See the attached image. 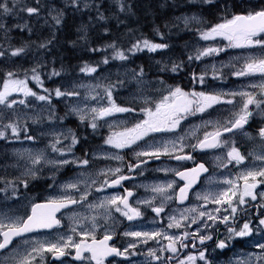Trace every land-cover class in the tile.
<instances>
[{
	"label": "snow or ice",
	"instance_id": "snow-or-ice-1",
	"mask_svg": "<svg viewBox=\"0 0 264 264\" xmlns=\"http://www.w3.org/2000/svg\"><path fill=\"white\" fill-rule=\"evenodd\" d=\"M204 3L211 4L213 0H203ZM114 3L118 6L120 12H124L126 5L124 0H114ZM41 0H34V4L30 5L27 0H0V21L4 16L17 15L20 13H26L29 17L35 16L38 19L42 11ZM65 7H72L75 11H81L90 9L93 4L90 0H65ZM97 18L101 21L106 17L103 13L99 12V6L97 5ZM227 12V8H225ZM65 12L63 9H57L51 7L48 9L47 16L44 17V23L49 24V18L52 21L50 27L54 30L62 25ZM180 19V18H177ZM190 20H195L198 23H203L199 18L183 17L184 24L187 26ZM16 28L21 30L26 29L29 33L32 32V28L27 21L18 23ZM9 29L7 26L0 22V32L4 33V39H8ZM80 31L84 33L80 39H87V26L82 25ZM108 31L107 28L104 29ZM158 35H162L157 30ZM199 36L204 41H215L216 38H222L227 43L224 47L220 46H208L202 49L198 48L193 54L188 56V60L201 61L205 57L217 56L221 52H224L227 48L234 49H254L259 48V55L249 52L246 55H241L232 58V60L225 64L220 63L219 66L212 64L206 66L199 74L192 73V79L194 83H199L201 86L208 87L207 78L211 75L213 80H225L227 79L226 69L231 70V75L234 77H252L256 74L261 76V83L249 85L252 89H259V91H249L247 88H241L239 90H217V91H185L179 85L175 87H168L167 94L163 95L159 100L153 101L150 96H142V102L145 106L139 109L143 114L144 119L136 122L132 127H123L121 131H112L108 137L104 140L106 145H110L115 149L131 148L137 145L138 142L144 141L146 137H149L151 133H174L175 130L180 127L181 121L189 115L196 113H205L208 109H212L214 106L221 104L235 105L240 103L238 111L233 112L231 118L221 122L205 121L204 127L211 126L212 131H205L203 138L197 136V132L200 126L188 131L185 135L178 136L175 139L164 140L159 143H153L148 146L149 150H141L134 153L137 163L129 164L128 169L131 172L133 169L139 168L141 165L147 163L150 159L159 160L162 156H167L169 159L178 162L182 161H194V156L191 152H185V148H191L196 150H214L228 148L227 156H217L216 160L219 161L218 167L227 168L229 164L235 163L236 165H242L248 156L254 157V160L259 162V167H252L246 171H241L236 179H225L222 183L226 185L223 190L220 191H206L203 193H197L196 199L203 200L204 205L213 204L216 205L214 209L204 210V205L193 206L184 209L179 217L176 215L168 216V229H184L179 235L169 234L164 229L153 231H125L124 237L133 238L132 242H129L127 247L122 250L113 246L109 242L113 240V235L109 230L105 231L102 239H97L96 230L98 228H104L106 225H101L98 221L97 215H92L84 218H80L74 214V225L70 228L71 234H58L51 238H40L36 235H32L30 238L26 234L37 233L41 229H54L60 226L61 220L57 218L56 214L61 209L67 208L69 205H78L82 201L87 200L88 192L85 191L81 194L80 199L77 200L69 195H65L59 198H49L45 203L33 204L31 208V214L26 218L20 216H10L6 213H0V253L8 252L9 256L5 258V261L0 264H7L10 260L11 264H54L55 261L61 260L62 257H66L70 254V250H74V259L77 261L87 262V264H106L108 257H128L129 255H135V249L140 244H147L148 241L155 240L160 244L158 249L149 248L146 253V261L144 264H152L153 261L157 264H162L163 260L171 261L177 254L188 247L186 241L191 238V246L195 248L197 241L200 246H204L206 241H210L214 238V234L218 231L213 226L218 224H224L226 226V234L223 239H219L216 242L217 249H226L234 238L249 237L253 234V227L251 220H245L242 226H235L237 214L244 210L243 206H246L249 201L246 198H250L251 201H256L258 196L264 200V192H257L258 186L264 185V149L260 154L249 153L248 156L242 154V152L235 146L234 141L224 139V134H233L238 130H243L249 120L255 115V112L250 106H254L259 113L264 116V5L256 10H249L246 13L232 14L230 17L225 16L221 22L211 25L205 29L199 30ZM54 38V33H53ZM52 43V40H46L38 44V48H47ZM75 43V42H73ZM29 45L25 44L21 47L11 48L10 52L4 50L3 45H0V57L10 55L11 57H18L24 54ZM169 46L165 43H155L148 39L137 40L127 50H123L117 46L115 41L110 44L104 45L103 48H93V52H101L106 49H112L111 57L105 55L99 62L108 64L111 60H128L126 53L135 54L136 52L144 51L156 52L161 49H166ZM240 60H243V64L240 67H236V64ZM181 63L174 62L170 69L166 66L161 68V71H171L173 73L178 72L181 67ZM41 65L37 64L30 70H25V79L17 78V73L14 71H8L5 73L2 87H0V105L7 109H13L15 105L27 106V98L34 97L38 101H44L51 104L50 94H38L28 86L27 72L31 71V79L36 82L38 86L43 88V81L40 78L38 69ZM210 68V71H209ZM80 71L86 74H92L97 71L96 66H91L85 63ZM132 71V79L136 80L138 84H143L144 69L141 67L139 71ZM61 73L55 69L52 70L51 76H59ZM161 84L164 82L159 81ZM123 82H120L122 86ZM116 85L108 84H96V85H73L71 90H62L57 87L54 90L43 88L44 93H54L57 98H79L80 92L78 89L86 88L88 91L83 96V100L77 99L76 105L70 108V112L66 113L74 114L78 117L81 123L87 122L89 127L96 130L101 125L98 123L104 121L107 123V118L114 117L117 113H133L136 111L133 107H124L116 103L113 98V89ZM97 89H103L104 96H100ZM13 93L22 94V99H10ZM93 93H95L93 95ZM239 97V101H237ZM107 100V105H103L101 102ZM88 101H94V106H89ZM135 102V101H134ZM80 103H83V107H80ZM151 105H154L151 106ZM48 120L52 121L56 119L55 110L52 109L49 112ZM65 117H59L62 121ZM4 119V116L0 114V121ZM33 123H39L40 118L36 117L32 119ZM116 121L113 124H109L111 129L116 125ZM123 123V122H119ZM11 130V134L14 138L19 139L21 132L24 133V138L28 141H33L36 138L28 134L27 125L22 126L19 122V118L15 121H10L7 124H0V139H8L7 130ZM52 139L47 147L51 148L53 153L59 155V159H49L46 155V150H37L35 152L31 150L27 151V159L29 167L25 169L24 175L35 178L36 169L41 165H49L57 170L68 164H78L81 167L89 165L90 161L87 158H75L72 160L64 159L66 154L72 153L73 147L79 143V139L73 129H67L62 132L52 131L47 133ZM249 135L250 134H247ZM257 135L264 141V127H260ZM191 136L197 139L195 144H188L185 141ZM251 138V137H250ZM69 144H64V141L69 140ZM231 144V147H229ZM21 158L24 157V153H17ZM87 157V153L85 154ZM141 157L145 159H140ZM106 159L123 160V157L118 153L116 154H104ZM182 167V165H179ZM178 168H163L165 172H174L175 176L182 180L183 186L179 187L178 193L174 192V195H169V190H174L176 185L175 180L167 181L166 183L155 184L145 186L150 188L153 195L150 198H144L136 201V207H133L129 203V198L134 194L129 189H124V194H115L112 196L104 197L99 204H89V209H104L106 215L103 217L105 222L112 217V209L119 212L128 221H136L142 217L144 213L140 210L139 205H145L151 207L152 211L160 216L165 212V206L173 199L183 202L189 198V190L192 189L200 178L202 173L208 172V169L203 163L196 164L195 167L179 170ZM120 168H108L101 170L100 175L105 176V180L97 188V191H101L104 188L115 187L121 185L122 181L128 180L131 177L120 174ZM80 175H83L81 173ZM108 177H115L109 179ZM19 183H22L27 187L28 181L26 179H19ZM238 181H242L238 183ZM211 182V178H210ZM0 183L6 185L5 188H0V192H6L8 188L12 189L13 196L17 194L16 182L6 180L0 177ZM79 181L76 183L69 182L62 186L64 190H79ZM95 183V181H93ZM161 198L159 206H153V202ZM259 207L264 208V203ZM222 212H228L227 215H223ZM88 221L90 227L85 223ZM190 221V223H186ZM211 222V223H209ZM233 226L228 227L229 223ZM192 225H197L195 231H188ZM136 226V225H132ZM212 228V232H208V229ZM203 229V232H202ZM258 232L264 233V217L259 219V225L255 229ZM74 236H79L77 241ZM20 240L21 243L17 244L16 241ZM167 241V243H162ZM255 246L260 249L258 254H248V259L245 261L237 260L236 264H253V257L256 264H264V243L256 242ZM164 252L171 253L172 255L163 257L161 254ZM48 256L52 257V261L47 259ZM204 261V264H210L206 258V252L201 250L197 254H189L183 259H178L177 264H197V261ZM61 264L63 262L61 261Z\"/></svg>",
	"mask_w": 264,
	"mask_h": 264
},
{
	"label": "trees",
	"instance_id": "trees-1",
	"mask_svg": "<svg viewBox=\"0 0 264 264\" xmlns=\"http://www.w3.org/2000/svg\"><path fill=\"white\" fill-rule=\"evenodd\" d=\"M27 3L33 5L34 0H27ZM90 3L93 4L90 9L75 11L72 7H65V0H41L43 7L39 19L35 16L29 17L26 13H20L19 16L15 14L4 16L0 22H3L9 29L8 39H4V33L0 32V45H3L4 50L10 52L11 48L21 47L25 44H28L29 47L24 54L18 57L10 55L0 57V86L6 72L14 71L17 73V78L25 79V70H30L37 64L41 65L38 71L43 81V88L49 90L78 81L84 76L80 68L85 63L96 66V72H103L102 81H105L107 71L123 69L117 73H125L135 69L139 70L141 67L148 79L152 77V74H157L159 77H163L162 81L169 80L171 78L169 73L173 72L163 71L165 73H162L161 68L165 66L171 68L174 62H182L185 68L179 70L178 74L189 69L188 67L193 62L188 60V50L191 48H187V45L196 41L199 30L221 22L225 16L230 17L232 14L256 10L264 5V0H213L211 4L204 3L203 0H124L126 5L124 12L119 11L114 0H90ZM97 5L99 12L106 17L103 21L97 18ZM51 7L63 9L65 12L62 25L55 30L50 27L52 24L50 18L49 24L44 23V17L47 16L48 9ZM225 8H227V12ZM195 14H198L203 21V23H198L197 27L194 26L193 21H191L193 24L186 26L177 19L180 18L182 22L183 17H191ZM24 21L30 24L31 33L26 29L21 30L15 27L16 24ZM82 25L87 26L86 40L80 39L84 35L80 31ZM105 28L108 29L107 32L104 31ZM157 30L162 35H158ZM145 38L155 43H165L169 47L156 52H149L145 49L135 54L126 53L129 57L128 60L110 59L108 64L99 62L105 55L111 57L112 49L101 52L91 51L93 48H103L104 45L113 41L119 48L127 50L137 40ZM49 39L52 40V43L47 48H38L39 43ZM189 52L191 51L189 50ZM159 67L160 69H158ZM53 69L61 74L51 76ZM30 76L32 73L28 71V84L30 87H34ZM43 88L38 87L37 90L42 94L51 95V104L48 106L51 110H55L56 119L54 120L65 125L69 122L71 125H68L72 126L77 137H83L82 145L88 143V140H84L85 137L79 129L82 125L74 124L75 118L71 114L65 116L69 110L66 109L62 99L55 97L54 93H44ZM114 95L117 100H120L121 106L130 104V101L124 100V97L116 90ZM59 117L65 118L61 121ZM2 142L0 140V147H2ZM82 150L84 154L87 149L84 147ZM3 155L2 159H4ZM66 170L67 167L55 170V179L66 174ZM0 177L8 179L11 176L5 172L4 174L0 173ZM17 178L16 175L12 176V180L18 186ZM45 179V175H40L34 180H27L28 184L23 193L31 191L35 195L39 191L47 189L50 184H46ZM0 185H4V183H0ZM247 200L249 203L243 206L244 210L237 214L236 220H243L245 216L252 214L258 218L264 215V208L259 207L264 203L262 200L251 201L250 198ZM238 245L240 247L248 246L242 242L241 238L232 241L233 247H238Z\"/></svg>",
	"mask_w": 264,
	"mask_h": 264
},
{
	"label": "flooded vegetation",
	"instance_id": "flooded-vegetation-1",
	"mask_svg": "<svg viewBox=\"0 0 264 264\" xmlns=\"http://www.w3.org/2000/svg\"><path fill=\"white\" fill-rule=\"evenodd\" d=\"M251 52L255 53L256 55H259L260 49L259 48H254V49H234V48H227V54L229 57H236L234 54H242L244 52ZM226 52H223L226 54ZM185 66H182L180 71L183 70ZM189 69L184 70V72H180V74H175L172 73L173 77L172 79L170 78L169 80H165L163 84H165L166 81L173 82L178 78L186 79L189 80L191 83V86L189 89H192L193 86L198 85L201 86L199 83L193 84V79H192V73H197L199 74L203 69L201 68L200 64H195L191 65L188 67ZM170 69V68H168ZM135 71H139L136 69ZM168 72V71H166ZM161 73V72H160ZM171 74V73H169ZM116 75V76H113ZM113 77L110 79L111 84L116 85V87L113 89V98L115 99L116 103L121 105L120 100H117L114 92L115 90L124 97L126 94L130 91H133L135 88L133 87L134 83L137 82L136 80L132 79V71H127L125 73H113ZM118 75V76H117ZM147 75L144 74L143 80L148 81L150 84H153L156 89L150 93V97H153V101L159 100L163 95L167 94V88L171 86H167L166 88H161V77L159 78V75L157 74H152V77L149 79L146 77ZM231 78V77H230ZM256 81H261V78L255 79ZM254 80V81H255ZM120 82H123L122 86H120ZM207 84H208V78H207ZM201 88L206 89L207 87L201 86ZM142 90H145L143 88ZM143 93V91H140V94ZM124 100H128L125 99ZM130 101V100H128ZM135 101V102H134ZM228 104H221L217 105V107L220 108H215L213 107L212 109H208L207 112L205 113H196L194 115H189L187 116L184 120L181 121L180 127H178L174 133L170 132H165V133H151L149 137H146L144 141L138 142L137 145L132 146L131 148H125V149H115L110 145L102 144L99 143V139L103 137L104 135V129H110L109 127H106L104 125L113 124L114 121H116V125L112 127V130L118 129V131H121L123 127H132L136 122L139 120H142L144 117L143 114L140 112L138 113V116L133 117L131 116L130 113H117L114 115V117L109 118L107 123L104 121L98 122L103 130L96 132L93 130L91 127H89L88 123H81L82 125L79 129L81 130L82 134L84 135V140H88V143L85 145H82L83 142V137L79 136V143L77 144L76 147H74V151L82 156V148L86 147V151L84 152V156L82 158H87L89 159L90 163L87 166H84L88 169L89 176H90V188L89 191L91 192L94 197H92L88 202L87 201H82L78 205H69L67 208H64L60 210L56 214L57 218L61 220V224L59 227L54 228V229H41L38 230L37 233L34 234H26L29 238L32 235H36L40 238H51L54 237L58 234H71L70 233V228L74 225L75 221L72 217V214L75 212H79L81 216L88 217L90 216L89 213H86L84 211L85 205L89 204H99V202L107 196H112L115 194L123 195L124 194V189H129L130 191L133 192V196L129 198V203L133 206L136 207V201L144 198H150L153 193L151 192L150 188H146L145 186H150V185H155V184H161V183H166L167 181L175 180L176 185L174 186V190H169V195H174L175 193H178L179 187L183 185V181L180 180L179 177L175 176L174 172H165L163 170H158V169H163L166 167L169 168H178L179 165H182V167H179V170H184L186 168H192L195 167L196 164L203 163L205 167L208 169V172L202 173L200 178L197 181V184L192 187V189L189 190V198L182 203L173 199L171 202L166 204L165 206V212L162 213L160 216H157L151 209V207H147L145 205H139L140 210L144 213V215L136 221H128L124 216H122L119 212H116L115 209L113 208L112 211V217L105 222L103 217L106 215L100 210V209H92L94 212L97 211V216H98V221L101 225H106L104 228H98L96 230V237L97 239H102L105 231L109 230L113 235V240L110 241V244H113V246L123 249L126 247V245L129 243V237H124L123 233L125 231H143V230H148V231H153V230H159V229H164L166 230L169 234H174V235H179L184 229H168V216L169 215H176L179 217L180 213L186 209L190 208L196 205L195 201L196 199V194L199 193L200 188L210 180V178L214 177L217 172H225V168H220L218 167L219 161L216 160L217 156H222L221 151L222 149H214V150H196L193 151L191 148H185V152H191L192 155L194 156V161L189 160V161H182L178 162L172 159H169L167 156H162L159 160L156 159H150L147 161L146 164L141 165L137 169H133L131 172H129L128 165L129 164H135L137 163V159L134 155L135 152L141 151V150H149L148 146L153 144V143H159L164 140H169V139H175L178 136L185 135L188 131L195 129L197 126H200L199 131L197 132V136L199 138H203L204 132L205 131H212V127H204V122L209 121V120H220L221 122L224 121L223 118H221V115H219L218 110L221 108H226ZM154 106V105H151ZM124 107H133L135 109H140L142 107H145L144 103L142 102V99H134L130 101V104L124 106ZM215 117V118H214ZM135 120V122H133ZM212 120V121H213ZM119 122H123L122 124ZM260 127H264L263 123L257 122L254 126H251L248 122L247 125H245L243 130H238L234 132L233 134H224V139L228 140L230 137H242L244 131L249 128L251 130H254V132L257 134L258 130ZM258 136V135H257ZM259 137V136H258ZM188 144H195L197 142L196 138H193L191 136L188 137V139L185 141ZM102 146L103 148H100ZM93 149H102L100 152H93ZM226 148H223V150ZM87 153V157H85V154ZM116 154L118 153L120 156L123 157V160H115V159H106L104 158V154ZM140 159H145L141 157ZM229 164L227 169L232 171L234 169L233 165ZM81 167V166H80ZM120 168L121 172L120 174L129 176L131 177L128 180L122 181L121 185H117L115 187H110V188H104L101 191H97V188L100 187V185L103 183L106 177L103 175H100L101 170L108 169V168ZM82 168V167H81ZM24 179L26 180H34L33 177L31 176H25L23 173ZM22 176V178H23ZM109 179L115 178V177H108ZM179 179V180H178ZM95 181V183H93ZM242 184V183H241ZM3 185H0V188H2ZM23 187H25L23 185ZM262 187L259 186V188ZM26 188V187H25ZM258 188V189H259ZM264 189V187H262ZM24 191V190H23ZM2 193V192H0ZM18 195V194H16ZM73 197V196H71ZM49 198H53L51 194H46L43 193L42 190L39 191L37 194L29 192H21L19 194V206L12 208V209H3L1 208L0 211H5L6 214L10 216H20L26 218L27 215L31 214L30 208L32 207L33 204L36 203H45ZM77 200H79L77 197H73ZM264 202V200H262ZM161 202V198L157 197V199L153 202V206H159ZM1 204V203H0ZM204 205V204H202ZM264 217V215H263ZM85 223L90 227V223L88 221H85ZM190 223V221L186 222ZM211 223V222H209ZM136 225V226H132ZM197 225H192L191 228L188 229V231H195ZM216 228L218 231L214 234V238L210 241H206L204 246H200L199 242L197 241V246L193 248L191 246V238H189L186 243L188 244V247L185 249H182L176 257H174L171 261L168 260H163L162 264H177L178 259H183L185 256L189 254H197L199 251L203 250L206 252V258L210 262V264H215L217 263L218 259L223 260L228 254V251H224L221 249L216 248V242L217 240L221 239L220 237V230L222 226L220 224L213 226ZM203 232V229H202ZM209 232H212V228L208 229V232H204L203 234H208ZM74 239L79 241L80 237L79 236H74ZM17 244L21 243L20 240L16 241ZM162 243H167V241H162ZM160 247V244L155 241L151 240L148 241L147 244H140L137 246L135 249L136 254L135 255H129L128 257H118V256H112L108 257L106 260V264H137V259L140 257L144 259L146 257V253L149 248L153 249H158ZM215 247V248H214ZM163 257H167L172 255L171 253L164 252L161 254ZM219 255V256H218ZM9 256L8 252H2L0 253V262L5 261V258ZM74 250H70V254L66 257H62L61 260L55 261L54 264H61V261L63 264H87V262H82V261H77L74 258ZM47 259L49 261H52V257L48 256ZM227 259V258H226ZM214 260V261H213ZM216 260V261H215ZM154 264H157V262L153 261ZM7 264H11V261L9 260ZM197 264H204V261H197Z\"/></svg>",
	"mask_w": 264,
	"mask_h": 264
},
{
	"label": "rangeland",
	"instance_id": "rangeland-1",
	"mask_svg": "<svg viewBox=\"0 0 264 264\" xmlns=\"http://www.w3.org/2000/svg\"><path fill=\"white\" fill-rule=\"evenodd\" d=\"M189 16V15H188ZM185 16V17H188ZM197 18H199V20L201 21V17H199L198 14L193 15ZM191 16V17H193ZM180 23H184V21ZM191 21H193L194 26H198V22L195 20H190L188 25H191L193 23H191ZM227 42L224 41L222 38H216L215 41H204L200 38V36L198 35V38L196 39L195 42L190 43L187 45V48H191L189 49L191 52L188 51L189 55L193 54L198 48L202 49L204 47H208V46H220V47H224V45ZM249 50V49H246ZM193 51V52H192ZM227 49L224 51L226 52ZM249 52L246 51L242 54H234V56H241V55H246ZM255 54V53H254ZM233 57H229L227 52L226 54L221 52L219 55L217 56H212V57H205L203 58L201 61H197V60H192L191 62H193L194 64L191 65H195V64H200L201 68L204 70L206 66H210L212 64H216L217 66L220 65L221 62L228 64ZM243 64V60H240L239 63L236 64V67H240ZM160 69V67L158 68ZM119 70H123V69H115L112 71H107L106 72V76H105V81H102L101 79L103 78V72L99 73V72H95L92 74H86L84 73V76L82 78H80L78 81H73L70 83H66L64 84L61 89L62 90H71L72 86L75 85H79V84H85V85H96V84H102V85H108L111 84L110 79L113 76V73H117V71ZM210 71V68H209ZM226 74H227V79L221 81V80H213L211 78V75L208 76V87L206 89L201 88V86L195 85V83H193L195 86L192 87V89H189L191 86V83L189 80L186 79H182V78H178L175 81H173L172 83L169 81H166L165 84H161V88H166L167 86H171V87H175L177 85H179L180 87H182L185 91H217L220 89H223L225 91L227 90H239L241 88H247V90L249 91H259V89H252L251 87H247L249 85H253V84H259L261 83V81H256L255 79L257 78H261V76L259 74H256L252 77H234L231 75V70L226 69ZM165 73V72H162ZM178 72H176L175 74H178ZM119 74V73H118ZM113 75V76H112ZM118 76V75H117ZM176 75L173 76V74H170L171 79L173 77H175ZM231 77V78H230ZM160 78V77H159ZM22 79V78H19ZM30 80L31 76H30ZM255 80V81H254ZM33 81V80H32ZM164 82V81H163ZM34 83V87H30L29 84L28 86L30 88L33 89V91L37 92L38 94H42L41 92H39L37 89L38 87L41 88L40 86H38L36 84L35 81H33ZM167 85V86H166ZM2 87V85L0 86ZM133 87L135 88L133 91H130L126 94V96L124 95L125 99L128 100H134V99H141L142 96H151L150 93H152L156 87L153 84H150L148 81L143 80V84H138L137 82L134 83ZM143 88H145V90H142ZM80 92V97L79 98H61L64 105L66 106V109L69 110L70 112V108L74 105H76L77 103V99H80L81 101L83 100V96L85 95V93L88 91L86 88H80L78 89ZM97 91L99 92L100 96H104V92L103 89H97ZM140 91H143V93L140 94ZM95 93H93L94 95ZM24 98L22 96V94L19 93H13L12 96L10 97V99H22ZM152 100L153 97H151ZM237 101H239V97L236 98ZM27 106L24 105H15L13 109H7L4 106L0 105V114H2L4 116V119L2 121H0V124H7L10 121H15L19 118V122L22 126L27 125L28 127V134L34 136L36 139L33 141H28L24 138V133L21 132L19 139H16L12 136L11 134V130L8 129L7 130V136L8 139H0L3 142L1 143L2 147H0V173L4 174L5 172L9 174L8 179L6 180H12V176L16 175L19 179H24L23 173L25 172V169L27 167H29V162L27 159V151L26 150H31L33 152L37 151V150H46V155L48 156L49 159H59L61 157H59L58 154L53 153L51 148L47 147L50 143V140L52 139V137L50 135H47V133H50L52 131L55 132H62V131H66L67 129H72V126H70L71 124L68 122V124H63L62 122H57L55 120H48V115L49 112L51 111V108H49L48 103L44 102V101H38L36 100L34 97H28L27 98ZM103 105H107V100H103L101 102ZM89 106H94L95 102L94 101H88ZM145 105V104H144ZM80 107H83V103H80L79 105ZM145 106H149V105H145ZM240 103H235V105H227L226 108H221L220 110H218L219 115H221V118H223L224 120L231 118V115L233 112H236L239 110L240 108ZM154 107V106H153ZM215 108H220L217 106H214ZM252 108V110L255 112V115L249 120V124L251 126H254L255 124H257V122H261V124L263 123L264 125V116H262L258 110L255 109L254 106H250ZM138 113H140L139 109H136L135 112L130 113L131 116L136 117L138 116ZM74 118L75 121L74 124L76 125H80L81 122L78 119V117L76 118V116L74 114H71ZM36 117L40 118L39 123H33L32 119H35ZM215 118V117H214ZM144 119V117L142 118ZM109 120V118H107V121ZM213 120V118H212ZM214 121V120H213ZM103 122V121H102ZM133 122H135V120H133ZM87 123V122H84ZM106 127H109L108 125H104ZM103 130V128L100 126L98 127L95 131H101ZM112 131H118V129L112 130V129H104V135L103 137H101L99 139V143L105 144L104 140L108 137V135L110 134V132ZM250 134L249 135H246ZM251 137V138H250ZM171 140V139H169ZM229 141H234L235 142V146L237 148H239V150L242 152V154H244L245 156H248V154L251 153H255V154H260L262 149H264V141H262L257 134L254 132V130H251L249 128H247L242 137H230V139H228ZM70 143V139L64 141V144H69ZM78 144V143H77ZM77 144L74 146L76 147ZM73 147V148H74ZM229 147H231V144H229ZM100 148H103L102 146H100ZM227 151L228 148L226 149H222L221 151V155L222 157H226L227 156ZM23 152L24 153V157L21 158L19 155H17V153ZM4 154V155H3ZM2 155L4 157V159H2ZM84 154L82 152V156L78 154L74 151V149L72 150V153L66 154L64 157V159H75V158H81L83 157ZM231 165H233L234 169L232 171L228 170L227 168L225 172L221 173V172H217L216 175L214 177L211 178V182L210 180L207 181L201 188H200V192L199 193H203L206 191H220L223 190L224 187H226V185H224L222 182L227 178V179H236L237 175L241 172V171H246L249 168L252 167H259V162L254 160V157L248 156V159L245 160V162L242 165H236L235 163H232ZM230 165V166H231ZM64 167H67L66 170V174H64L63 176H60L58 178L55 179L56 175L54 174V171L57 170L49 165H41L36 169V177H39L40 175H45L46 179H45V183L50 184L49 187H47V189L42 190L43 193L46 194H52L53 198H59L65 195H69V196H73V197H77L78 199H80V196L83 192L87 191L88 192V196H87V202L94 197V195L91 194V192L89 191L90 188V176H89V172L88 169L86 167H80L78 164H68L65 165L61 168H59V170H62ZM81 173H83V175H80ZM34 178V179H35ZM48 180V181H47ZM47 181V182H46ZM80 182L79 183V190L76 189H72V190H64L62 188V186L66 183L69 182ZM238 183H242V181H238ZM6 185L4 184L2 186V188H5ZM262 187H264V185H262ZM258 186L257 188V192H264V189ZM17 188V194L13 196L12 193V189L8 188L6 192H2L0 193V209H12L15 207L19 206V194L21 192H23V190H25V187H23L22 183H19L18 180V186L16 185ZM248 199V198H246ZM257 199L260 200V197H258ZM197 202V203H196ZM196 205H202L204 204L203 200H196L195 201ZM216 207V205L213 204H208V205H204V210H211L214 209ZM104 214H105V210L104 209H100ZM84 211L86 213H89L90 216L92 215H97V211H93L92 209H89L87 207V204L85 205V209ZM0 213H6L5 211H0ZM76 214L78 215L80 218H83V216L80 215L79 212H75L72 214L73 215ZM223 215H227L228 212H222ZM263 217V216H261ZM261 217H254V214L249 215V216H245L243 220H236L235 221V226L237 227V230L239 229L240 226H242V224L245 222V220H251L252 221V227L254 229L253 234H251L249 237H243L242 242H245L246 244H251V243H256L257 241L260 243L264 242V233L258 232L255 229L257 228V226L259 225V219ZM220 226H222L220 232V237L221 239L224 238V235L226 234V226L224 224H220ZM233 226L232 223L230 222L228 227ZM143 231H148V230H143ZM240 237L234 238L235 241H237V239H239ZM133 238L129 237V242H132ZM128 245V244H127ZM126 245V247H127ZM243 247V248H242ZM247 246H238V247H233L232 246V242L229 244V247L224 249V251H228L229 253L227 254L228 256H226L223 260H217L218 262L215 264H236L237 260L240 261H245L248 259V254H258L259 252H256V250H253ZM258 249V248H257ZM260 250V249H259ZM233 251V252H232ZM227 258V259H226ZM146 261V257L144 259L142 258H138L137 259V264H144V262ZM152 264H154L152 262ZM253 264H256V261L253 257Z\"/></svg>",
	"mask_w": 264,
	"mask_h": 264
},
{
	"label": "bare ground",
	"instance_id": "bare-ground-1",
	"mask_svg": "<svg viewBox=\"0 0 264 264\" xmlns=\"http://www.w3.org/2000/svg\"><path fill=\"white\" fill-rule=\"evenodd\" d=\"M195 13V12H194ZM188 14V13H187ZM193 14V13H192ZM189 15V14H188ZM177 17V16H176ZM200 17V16H199ZM180 21V20H179ZM194 28V27H193ZM198 38V37H197ZM195 41V40H194ZM189 51V50H188ZM193 52V51H192ZM194 64V63H193ZM129 70V69H128ZM136 70V69H135ZM120 71V70H119ZM123 71V70H122ZM109 72V71H108ZM116 72V71H115ZM168 77H169V75H168ZM34 81V80H33ZM43 91V90H42ZM63 104V103H62ZM76 116V115H75ZM76 118H77V116H76ZM24 177V176H23ZM105 177V176H104ZM30 180V179H29ZM179 180V179H178ZM31 186V185H30ZM197 203V202H196ZM239 246V245H238ZM215 248V247H214ZM243 248V247H242ZM247 248V247H246ZM233 252V251H232ZM231 253V252H230ZM229 253V254H230ZM227 255V254H226ZM219 256V255H218ZM228 256V255H227ZM220 260V259H219ZM214 261V260H213ZM216 261V260H215Z\"/></svg>",
	"mask_w": 264,
	"mask_h": 264
},
{
	"label": "water",
	"instance_id": "water-1",
	"mask_svg": "<svg viewBox=\"0 0 264 264\" xmlns=\"http://www.w3.org/2000/svg\"><path fill=\"white\" fill-rule=\"evenodd\" d=\"M196 184H197V183H196ZM196 184H195V185H196ZM195 185H193V186H195ZM182 186H183V185H182ZM182 186H181V187H182ZM178 191H179V189H178ZM36 204H38V203H36ZM31 208H32V207H31ZM31 208H30V210H31ZM61 210H62V209H61Z\"/></svg>",
	"mask_w": 264,
	"mask_h": 264
}]
</instances>
